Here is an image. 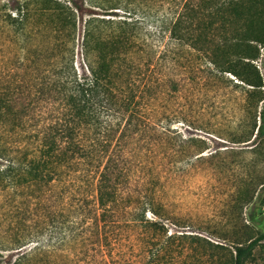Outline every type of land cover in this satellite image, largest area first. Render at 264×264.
Here are the masks:
<instances>
[{"label": "trees", "instance_id": "1", "mask_svg": "<svg viewBox=\"0 0 264 264\" xmlns=\"http://www.w3.org/2000/svg\"><path fill=\"white\" fill-rule=\"evenodd\" d=\"M86 3L99 12L89 13L84 0H19L1 18L0 192L15 205L11 249L37 243L14 264L37 252L52 264L39 241L47 231L55 235L51 249L63 252L60 264H134L127 223L146 224L148 236L161 233L163 242L146 256L154 264L179 246L191 247L184 264H251L264 230L247 226L229 245L168 234L156 219L164 212L163 175L142 159L155 150L145 135L158 148L176 149L167 132L153 128L160 124L208 129L234 146L252 143L239 150L252 164L236 202L264 205V75L257 64L264 0ZM229 86L240 94L229 106L234 122L214 128L190 120L200 117L199 100ZM197 141L193 150L188 144ZM181 143L197 159L221 154H206L200 137Z\"/></svg>", "mask_w": 264, "mask_h": 264}, {"label": "rangeland", "instance_id": "2", "mask_svg": "<svg viewBox=\"0 0 264 264\" xmlns=\"http://www.w3.org/2000/svg\"><path fill=\"white\" fill-rule=\"evenodd\" d=\"M84 1L85 8L89 13L99 12L97 8L87 4V0ZM18 2L19 0H0V24H2L3 12L11 10ZM81 38L82 30L79 33V41ZM262 53L263 55L257 64L264 75V48ZM239 96L240 94L235 92L232 86L217 93H211L208 97L197 102L198 108H195L194 113L200 117H193L190 120L196 124H206V126L214 128H219L216 127L217 125L234 122L236 115L233 108L229 110V106ZM153 128L160 132H167V135L172 139V147L176 145V149L169 152L164 146L158 148L155 138L149 135L144 136V139H149V143L153 144L155 150L148 153L142 162H148L153 168H159V172L163 175V183L158 189L162 191L161 204L164 212L162 218L156 219L160 224L165 225L168 234L185 232L199 235L211 242L229 245L232 244V241L240 238L239 233L245 231L247 226L251 227L253 232L264 230V205H256L255 202H252L241 207L240 203L238 205L236 202L237 186L240 185V181L245 178V175L246 177L250 176L251 172L250 170L247 172V170L252 164V155L247 150L244 152L239 150L250 148L252 143L234 146L235 144L207 132L208 129H197L182 122L173 124L171 129L164 124L153 126ZM180 132L182 137H180ZM194 136L208 141L209 149L206 154L216 151L221 154L215 158L206 156L204 159L186 155L181 140L185 137ZM188 145L193 146L194 150L198 149L201 142H191ZM232 148L237 151L233 152ZM262 163L263 161L260 164ZM247 179L249 180V178ZM262 197L264 198V192ZM10 201L12 202L11 198L5 197L4 193L0 192V264H14L22 254L33 252L32 249L37 245L36 242H33L21 249H11V238L16 230V221L15 205L14 202L11 204ZM147 218L152 220L154 216L148 214ZM144 225L130 226L128 223L125 224L123 237L130 241L127 243L128 246L134 245L135 250V253H131L129 247H126L127 256L136 260L134 264H154L147 260L146 256L156 252L157 246L163 242L161 233L153 234L154 236L151 234L152 237L148 236L149 226ZM54 237L55 235L51 231H47L41 237L42 239L39 241L44 244L41 254L47 252L52 264H60V257L63 252L58 246L51 249L53 243L50 242V238L54 239ZM140 242H142L141 246L139 245ZM188 242L190 241L185 243L189 246ZM186 248L188 250H183L180 246L177 247L175 253L168 254L162 262L157 264H184L191 247ZM193 248L199 251L204 250L201 246H194ZM207 252L213 251L208 248ZM45 256L46 254L43 258ZM40 258V252H37V254H31L27 259L22 260L21 264H45V262L41 263ZM251 264H264V246L257 250L255 261Z\"/></svg>", "mask_w": 264, "mask_h": 264}]
</instances>
